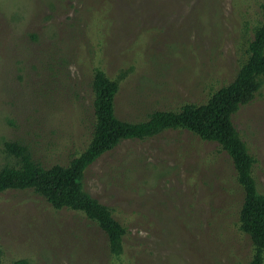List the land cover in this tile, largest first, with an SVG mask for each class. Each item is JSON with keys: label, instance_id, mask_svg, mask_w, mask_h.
I'll list each match as a JSON object with an SVG mask.
<instances>
[{"label": "rangeland", "instance_id": "obj_1", "mask_svg": "<svg viewBox=\"0 0 264 264\" xmlns=\"http://www.w3.org/2000/svg\"><path fill=\"white\" fill-rule=\"evenodd\" d=\"M264 0H0V169L7 142L46 168L67 165L94 129L93 80L120 84L117 115L203 104L236 77ZM233 115L264 194V77ZM83 184L127 229L112 254L82 213L56 210L32 189L0 193L1 264H250L240 229L244 192L220 145L187 129L119 143Z\"/></svg>", "mask_w": 264, "mask_h": 264}, {"label": "trees", "instance_id": "obj_2", "mask_svg": "<svg viewBox=\"0 0 264 264\" xmlns=\"http://www.w3.org/2000/svg\"><path fill=\"white\" fill-rule=\"evenodd\" d=\"M262 19L255 27L246 58L235 79L216 90L206 103H187L179 110H157L141 122L121 119L116 104L120 84L97 70L93 80L94 129L87 148L67 165L46 168L36 162L27 147L7 142L5 150L19 159L17 166L0 169V193L32 189L56 210L69 209L82 213L96 223L109 239L110 250L123 252L127 229L83 184L86 169L104 153L129 139H147L170 129H187L206 141L220 145L231 157L238 181L244 192L240 211V229L253 243L250 264H264V194H260L254 177L255 157L234 125L233 115L254 98L264 77V3ZM3 249L0 235V264ZM13 264H30L27 259Z\"/></svg>", "mask_w": 264, "mask_h": 264}]
</instances>
